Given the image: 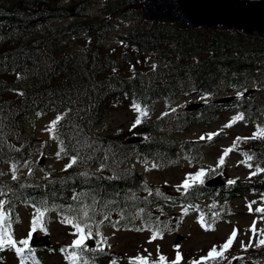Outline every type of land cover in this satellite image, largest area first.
Wrapping results in <instances>:
<instances>
[{"label": "trees", "instance_id": "16d2710c", "mask_svg": "<svg viewBox=\"0 0 264 264\" xmlns=\"http://www.w3.org/2000/svg\"><path fill=\"white\" fill-rule=\"evenodd\" d=\"M91 1L68 11L80 0H0V167L14 170L0 183L4 210L39 208L94 233L112 226L167 233L180 222L167 202L195 208L208 225L223 221L241 192L264 201V104L250 88L264 79V37L148 23L136 0H103L85 11ZM222 91L232 98L221 102ZM191 95L197 107L187 112L179 101ZM115 109L135 110L141 122L129 131L100 129ZM224 113L256 131L241 150L258 170L250 178L168 195L130 165L137 159L161 171L196 163L201 144L179 134ZM31 116H56L52 138L58 154L75 159L71 167L38 179L19 173L39 149L27 129ZM15 217H6L12 231ZM96 251L83 253L81 263L104 257ZM248 259L264 264V245L243 250L234 263L219 256L203 264Z\"/></svg>", "mask_w": 264, "mask_h": 264}, {"label": "rangeland", "instance_id": "374dc122", "mask_svg": "<svg viewBox=\"0 0 264 264\" xmlns=\"http://www.w3.org/2000/svg\"><path fill=\"white\" fill-rule=\"evenodd\" d=\"M100 2L102 0H94L90 7L94 9ZM190 100L192 98L186 101ZM130 113L133 114L123 109L113 111L107 126L130 129L133 126ZM228 120L229 116L225 114L218 121L208 126L199 124L187 130L182 137L199 140L205 144L203 160L194 165L184 164L166 171L148 173L146 174L148 182L160 191L159 194H175L181 190L185 181L193 179L199 170L215 164L219 167L220 173L217 176L221 178L222 181L219 179L221 182L225 179L244 178L247 174V168L236 154L227 150L232 147V142L236 137L249 135L250 128L239 129L238 125L233 127ZM47 123L48 120L34 121L31 125V131L41 142L48 137ZM33 124H35L34 127ZM210 135L211 139L208 138ZM54 151V146L51 145L48 151L40 154L41 158L33 160L35 166L32 168L34 170L36 168L42 169V167L45 169L62 168L66 161L56 158ZM222 158L223 163L221 164ZM250 196L235 198L232 202V213L226 217V220L218 223L215 230H204L199 225L197 216L193 211H184L174 207L171 211H180V213L183 211L185 215L182 217L180 227L172 234L153 235L142 230L126 231L109 228L100 236L88 235V237L93 239L92 246L101 245V241L110 251L111 258L102 264H141L142 259L146 261V264H175L177 254L181 257L178 264H194L214 247L217 252L225 251L221 246L228 241L235 230L236 236L225 253L230 258L235 256L243 247L257 244L259 235L264 234V220L258 217L254 210L255 205L252 203L253 198ZM19 212L21 223L16 229L15 237L20 242L28 240L31 228H33V220L37 218L32 217V212L25 208L19 209ZM209 226L212 228V225ZM253 229L255 230L253 231ZM44 235H48V244H50L45 250L46 253L42 254L38 264H67L65 258L52 253L56 250L55 248L58 246L70 247L81 236L84 239L87 238L85 234L78 232L71 224L62 222L57 218H54L51 223H44L42 229L39 227L38 236L43 237ZM177 236H180L179 239L176 238ZM161 257H164L163 261H161ZM0 264L20 263L15 262L14 258H8L0 259Z\"/></svg>", "mask_w": 264, "mask_h": 264}, {"label": "water", "instance_id": "95a60500", "mask_svg": "<svg viewBox=\"0 0 264 264\" xmlns=\"http://www.w3.org/2000/svg\"><path fill=\"white\" fill-rule=\"evenodd\" d=\"M146 20L264 36V0H140Z\"/></svg>", "mask_w": 264, "mask_h": 264}, {"label": "snow or ice", "instance_id": "6c2138e0", "mask_svg": "<svg viewBox=\"0 0 264 264\" xmlns=\"http://www.w3.org/2000/svg\"><path fill=\"white\" fill-rule=\"evenodd\" d=\"M136 107L137 111H140L139 110V107L138 106H134ZM142 116H146L147 115V112L144 111L141 113ZM141 122L140 118L138 117L137 120L135 121V124H139ZM56 123L57 121H53L52 122V128L54 129L55 126H56ZM135 126V125H134ZM230 126V125H229ZM264 134V133H262ZM214 135V134H213ZM209 139H211V135L208 137ZM231 149L227 150V151H230ZM75 159H73L72 163H75ZM220 163L222 164L223 163V158L221 159ZM68 167H71V164L68 165ZM204 175L203 172H200L197 174V177L196 179H200V177H202ZM202 182V181H201ZM230 183H232L230 181ZM185 188H187L189 186L188 184V181H185L184 185H183ZM258 211H264V209H259ZM40 215H43L42 213ZM38 220L34 219L33 220V228H35L36 224H37ZM69 223H71V221H69ZM76 228H77V231L78 232H82V229H80L79 225H76ZM255 229H253L254 231ZM236 236V232L235 230L232 232L230 238L228 239V241L222 245L221 247L224 249V250H227L230 245L232 244L233 242V239L234 237ZM153 239H155V237H153ZM83 240H84V237L81 236L80 239L76 240L75 243H74V246L76 247H80L82 244H83ZM21 244H24L25 246H27L28 244V240H22L20 241ZM261 244H264V240H262L260 242ZM5 244L7 245H11V246H15V241H13L11 235H8L7 233H4V234H0V247H3ZM16 251L19 253L22 251V249H19L17 248ZM223 255V252H217L216 248L214 247L209 253H208V257H206L205 259H209V258H216V257H219V256H222ZM73 259H75V257H73ZM161 261L164 260V257H161L160 258ZM181 259L180 255L177 254V257H176V262L175 264H178L179 260ZM141 264H146V261H144L143 259L141 260ZM194 264H198V262H194Z\"/></svg>", "mask_w": 264, "mask_h": 264}, {"label": "bare ground", "instance_id": "6f19581e", "mask_svg": "<svg viewBox=\"0 0 264 264\" xmlns=\"http://www.w3.org/2000/svg\"><path fill=\"white\" fill-rule=\"evenodd\" d=\"M137 1V3L139 4L141 1L140 0H136ZM211 29H213V30H225V28H211ZM130 115H131V123L133 124V126H131V128H134L135 126H137V124H135V121L137 120V118L139 117L140 118V120H141V117L138 115V114H131L130 113ZM223 115H218L217 116V118H215V119H212V120H210V124L211 123H214L215 121H218L221 117H222ZM109 119H110V115L108 116V118H106V122H109ZM230 119H234V117H231V116H229V120ZM43 120H45V116H39V119H38V121H43ZM34 125L35 124H33V127H34ZM135 125V126H134ZM46 126H47V135L48 136H50L51 135V132L53 131V128L51 127L52 125L51 124H49V123H47L46 124ZM46 128V127H45ZM121 130H124V131H129V129H127V128H120ZM181 134V133H180ZM232 213V210L230 211V213H228L227 215H226V217H228L230 214ZM44 214L45 215H36V218L37 219H47V218H49V213H47V212H44ZM47 218H46V217ZM64 219V218H63ZM64 220H66V219H64ZM245 264H258V263H251V259H248L246 262H245Z\"/></svg>", "mask_w": 264, "mask_h": 264}]
</instances>
